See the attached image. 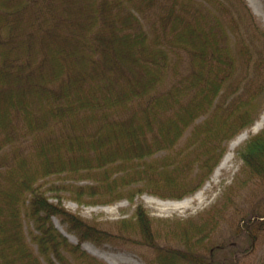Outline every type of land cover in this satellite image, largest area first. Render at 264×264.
Returning a JSON list of instances; mask_svg holds the SVG:
<instances>
[{
    "label": "trees",
    "instance_id": "16d2710c",
    "mask_svg": "<svg viewBox=\"0 0 264 264\" xmlns=\"http://www.w3.org/2000/svg\"><path fill=\"white\" fill-rule=\"evenodd\" d=\"M263 108L264 27L244 0H0V264H108L86 240L145 264H241L264 235V192L226 237L234 192L185 217L138 201L113 220L67 209L58 192L181 199ZM235 151L241 183L264 187V127ZM52 174L73 180L41 188Z\"/></svg>",
    "mask_w": 264,
    "mask_h": 264
},
{
    "label": "rangeland",
    "instance_id": "374dc122",
    "mask_svg": "<svg viewBox=\"0 0 264 264\" xmlns=\"http://www.w3.org/2000/svg\"><path fill=\"white\" fill-rule=\"evenodd\" d=\"M244 1L264 27V0ZM263 113L264 108L250 126L243 128L226 142V150L209 174L208 178L193 193L186 195L181 199H161L143 193L137 195L133 203L126 199H121L107 204H79L70 199L67 191H60L58 192V194H61L62 196L60 202L64 207L75 213L86 218H96L98 220H113L118 217L128 216L131 214L135 203L138 201H142L147 210L153 215L185 217L195 214L209 206L218 196L221 195L222 192H234V197L240 195L236 196L235 199L238 206L236 208L230 207L228 209L226 220L222 222L217 231L219 237L229 236L233 229L234 222L238 220L239 215L252 204H261V201L259 200L261 192H264V187L259 181L253 179V181L250 180L245 185L241 183L243 172L240 171V166L242 162L237 156L235 149L250 133H254L261 127H264V118L261 119ZM70 180L73 179L63 178L61 174H52L40 180L41 188H47L50 185L61 184L62 182L66 183ZM83 180L84 179H79L78 181ZM46 194L49 196V200L54 202L57 201V198L54 197L55 189H48ZM260 209L262 210V207ZM51 218L55 227L66 236L69 241L74 243L77 242V238L65 230L57 217L52 216ZM23 225L27 234V230L32 227V225L31 222L27 221L25 216L23 217ZM68 234L71 235L72 238H70ZM27 238L29 239L28 234ZM80 246L90 254L100 258L108 264H145L138 252L130 246H123L109 242L97 245L88 240L82 241ZM241 264H264V235L256 240L252 253H248L246 256L242 257Z\"/></svg>",
    "mask_w": 264,
    "mask_h": 264
},
{
    "label": "bare ground",
    "instance_id": "6f19581e",
    "mask_svg": "<svg viewBox=\"0 0 264 264\" xmlns=\"http://www.w3.org/2000/svg\"><path fill=\"white\" fill-rule=\"evenodd\" d=\"M263 118H264V113L261 115V119H263ZM234 142H235V141H234ZM234 142H233V143H234ZM233 143H232V144H233ZM68 235H69V234H68ZM69 237L72 238L71 235H69Z\"/></svg>",
    "mask_w": 264,
    "mask_h": 264
}]
</instances>
